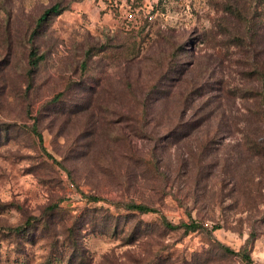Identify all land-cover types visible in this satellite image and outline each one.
<instances>
[{
  "label": "rangeland",
  "instance_id": "obj_1",
  "mask_svg": "<svg viewBox=\"0 0 264 264\" xmlns=\"http://www.w3.org/2000/svg\"><path fill=\"white\" fill-rule=\"evenodd\" d=\"M253 57L264 0H0V264H264Z\"/></svg>",
  "mask_w": 264,
  "mask_h": 264
},
{
  "label": "trees",
  "instance_id": "obj_2",
  "mask_svg": "<svg viewBox=\"0 0 264 264\" xmlns=\"http://www.w3.org/2000/svg\"><path fill=\"white\" fill-rule=\"evenodd\" d=\"M61 10H63L62 7H60L58 4H53L52 6L47 8L45 12L40 16L39 21L42 22L45 19L47 14L57 13ZM229 42L233 45V47L237 48L239 57H241L242 59H245L246 53L252 50V48H250L248 51L245 49L246 44L244 40V35L240 32L238 33V35L237 33H234L233 36L230 38ZM248 56H249V53H248ZM250 60H249L250 67H248L247 71H245L244 76L246 75L249 79L256 81L257 86L259 88L256 87L255 89L244 91L243 93L239 94V96H241V98L245 100L253 101L252 102L253 106L249 107L247 110L249 113L248 117L250 120L252 119L254 121L255 123L254 127H257L256 121L259 124H258V127L256 128L258 132L257 136L253 132H251V133L245 134L244 139L245 141H249L248 146H249L250 151L262 152L264 154V140L255 141L256 138L260 136L259 132L264 133V66L261 65V61H259L257 58L253 57V58H250ZM36 63H37L36 58L31 59L32 66H35ZM228 92L230 93V90ZM208 111L209 112L205 113L206 116L207 115L210 116L213 109L211 108ZM213 116L216 118V115H213ZM33 130L36 133L39 141H41L42 140L41 134L36 132L34 128ZM125 206H126V209L131 210L136 213H141V214L158 212L157 209L147 206L142 203H128V204H125ZM160 224L162 227L166 229H170V230L183 229L185 232L194 231L198 229V227L201 226V224H198L196 222L172 223L162 215L160 216ZM214 228H217V227H214ZM222 249L225 252L233 253V251L228 247H222ZM242 258L243 260L246 261L247 264H250V256L247 253L242 254Z\"/></svg>",
  "mask_w": 264,
  "mask_h": 264
}]
</instances>
